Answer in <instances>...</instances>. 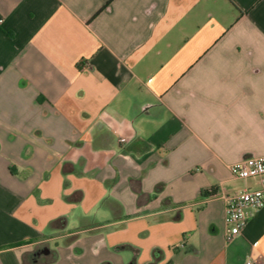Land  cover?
Returning a JSON list of instances; mask_svg holds the SVG:
<instances>
[{
    "label": "crops",
    "instance_id": "crops-1",
    "mask_svg": "<svg viewBox=\"0 0 264 264\" xmlns=\"http://www.w3.org/2000/svg\"><path fill=\"white\" fill-rule=\"evenodd\" d=\"M252 155L264 0H0V264H264Z\"/></svg>",
    "mask_w": 264,
    "mask_h": 264
},
{
    "label": "built area",
    "instance_id": "built-area-1",
    "mask_svg": "<svg viewBox=\"0 0 264 264\" xmlns=\"http://www.w3.org/2000/svg\"><path fill=\"white\" fill-rule=\"evenodd\" d=\"M122 141L125 138L121 139ZM231 173L238 178H258L261 186L256 189H244L224 196V221L228 238L242 232L247 224L251 210L264 207V155L244 157L229 165ZM251 264L252 261L248 260Z\"/></svg>",
    "mask_w": 264,
    "mask_h": 264
},
{
    "label": "trees",
    "instance_id": "trees-1",
    "mask_svg": "<svg viewBox=\"0 0 264 264\" xmlns=\"http://www.w3.org/2000/svg\"><path fill=\"white\" fill-rule=\"evenodd\" d=\"M209 191L211 192V194H214V193H215V188H214V187H211V188L209 189Z\"/></svg>",
    "mask_w": 264,
    "mask_h": 264
},
{
    "label": "water",
    "instance_id": "water-1",
    "mask_svg": "<svg viewBox=\"0 0 264 264\" xmlns=\"http://www.w3.org/2000/svg\"><path fill=\"white\" fill-rule=\"evenodd\" d=\"M44 251H45V252H47V251H48V249H45Z\"/></svg>",
    "mask_w": 264,
    "mask_h": 264
}]
</instances>
